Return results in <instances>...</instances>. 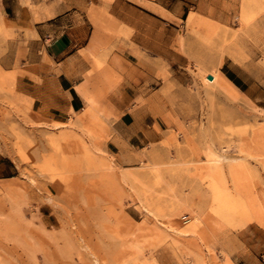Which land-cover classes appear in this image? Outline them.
<instances>
[{
  "label": "rangeland",
  "instance_id": "obj_1",
  "mask_svg": "<svg viewBox=\"0 0 264 264\" xmlns=\"http://www.w3.org/2000/svg\"><path fill=\"white\" fill-rule=\"evenodd\" d=\"M224 1L231 13L222 21L201 14L222 30L202 41L186 25L184 69L166 72L155 91L135 103L140 107L135 118L151 117L155 141L141 142L139 149L128 145L123 139L130 133L114 126L120 114L106 105V94L91 95L94 121L74 131L111 163L110 180L73 164H50L46 134L68 129L75 115L63 124L35 122L32 100L16 87V72L0 70V155L16 167L13 178L0 180V264H91L85 257L94 253L101 264H226L228 257L222 261L201 230L234 222L216 218L215 202L207 214L197 212L192 233L178 237L169 231L197 218V187L210 195L208 150L233 159L230 165L222 162L215 174L220 188L234 195L232 178L237 177L248 208L264 199V0L251 6L247 23L240 18L243 0L220 4ZM214 70L230 78L239 90L236 96L206 85L204 73ZM12 127L30 144L18 149ZM121 153L142 154L134 159L120 158ZM146 200L160 209L163 228L144 212Z\"/></svg>",
  "mask_w": 264,
  "mask_h": 264
},
{
  "label": "crops",
  "instance_id": "obj_2",
  "mask_svg": "<svg viewBox=\"0 0 264 264\" xmlns=\"http://www.w3.org/2000/svg\"><path fill=\"white\" fill-rule=\"evenodd\" d=\"M229 5L220 0H0V70L15 71L18 92L55 123L85 108L79 87L89 96L106 94V105L120 114L114 126L130 133L123 140L139 149L156 134L151 117H134L140 108L135 103L154 92L166 72L184 69L189 13L222 21L231 13L224 7ZM15 172L12 161L0 155V180ZM227 184L232 189L229 177ZM206 191L200 186L194 194L202 215L213 204ZM201 230L222 261L264 264V222L237 216L221 229Z\"/></svg>",
  "mask_w": 264,
  "mask_h": 264
},
{
  "label": "bare ground",
  "instance_id": "obj_3",
  "mask_svg": "<svg viewBox=\"0 0 264 264\" xmlns=\"http://www.w3.org/2000/svg\"><path fill=\"white\" fill-rule=\"evenodd\" d=\"M258 1L259 0H243L241 11H240V18L242 22L247 23L253 18L251 6L257 4ZM185 24L187 25L188 28L194 29L193 32L195 33L196 37L202 41L208 40L211 34H214L215 32L222 30V27L219 26V23H216V21L203 17L199 12L198 13L190 12L185 21ZM231 54L232 53H230V55ZM203 72H202V75H203ZM211 72L212 73L210 74L204 73L203 79L206 82V85L216 84V86L221 91L233 97L239 93V90L235 87V85L228 78H226L222 73H220L217 70H214ZM208 77H211V79H209ZM78 91L84 97L85 108L80 112L71 113L75 115V118H72L70 120L69 125H68L69 128L64 131L58 130V133H51V132L47 134L44 133L47 135V136L45 135L46 137L43 136L45 137V142L49 146L53 154L50 158L49 163L52 164L53 166L59 165L60 167L66 166L68 164L70 165L73 164L77 168H80V169L83 168L90 172H97V173L100 172L107 178V180L108 179L110 180L111 174L109 173L111 169V163L108 162L104 157H102L100 153H96L94 150H92L86 144L83 137L77 135L76 132L74 131L75 128L84 125V123L88 121H94V118H95V106H94L95 103L92 97L87 95L82 89V87H79ZM35 117H36L35 122L49 121V120L42 118L36 112H35ZM57 125L58 124H56V126ZM11 131L12 130L10 129V132ZM13 131H14L13 137H15L13 139L16 140L15 145L18 149L23 147L22 145L25 146V145L30 144L28 136H26V134L19 133L15 129H13ZM83 133H88V131L84 130ZM64 151H66L67 153H59V152H64ZM206 153H209L207 156L206 162L208 164V167H209L208 169L210 171L209 174L207 175V178L209 180L208 190L210 192V196L213 202H215V206L213 207L212 212L214 213L216 218L220 222H223L225 224H230L231 222H233V220L237 216H239L241 219L242 218L247 219L248 221L256 217L257 220H259V222H264V199H261V200L256 199L257 203L254 202L255 200H253V202L250 203V206L248 208V204L245 201H243L240 197V192H239L240 183L237 177L232 178L233 185H234V195L220 188L221 186L215 180V174L219 170L220 164L222 162H226L228 165H230L233 159H229L222 154H216V152H213L211 150L206 151ZM145 205L147 207L144 206L143 210L144 212L149 213V215L153 217L154 221L157 223L156 228L157 229L163 228L164 224H161L157 218V216H160V212H161L160 209L156 206L154 208L150 200H146ZM151 207H153L154 209L151 210ZM11 208L12 210L16 212H18L19 210V208H17V206L13 204H11ZM193 212L196 213L195 215L197 216V218L194 220L193 223L187 225L182 230L171 228L169 231H171L178 237H184L188 233H192L194 230V224L197 223V221L200 219V217L197 215L196 210H193ZM240 224H242V222H240ZM82 239H80V241ZM67 244L69 245V242ZM80 250L81 249H79V251ZM79 251H77V253H79ZM85 258L91 264H101V257L99 255H96L95 253L90 254ZM226 264H232V263L229 261V259H227Z\"/></svg>",
  "mask_w": 264,
  "mask_h": 264
},
{
  "label": "water",
  "instance_id": "obj_4",
  "mask_svg": "<svg viewBox=\"0 0 264 264\" xmlns=\"http://www.w3.org/2000/svg\"><path fill=\"white\" fill-rule=\"evenodd\" d=\"M209 79H211V77H208Z\"/></svg>",
  "mask_w": 264,
  "mask_h": 264
}]
</instances>
